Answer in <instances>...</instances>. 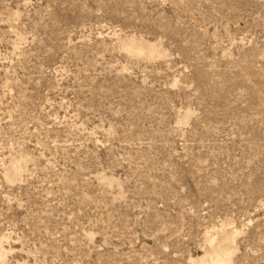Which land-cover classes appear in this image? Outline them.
<instances>
[{"label": "rangeland", "instance_id": "obj_1", "mask_svg": "<svg viewBox=\"0 0 264 264\" xmlns=\"http://www.w3.org/2000/svg\"><path fill=\"white\" fill-rule=\"evenodd\" d=\"M230 233L264 264V0H0V264H200Z\"/></svg>", "mask_w": 264, "mask_h": 264}, {"label": "bare ground", "instance_id": "obj_2", "mask_svg": "<svg viewBox=\"0 0 264 264\" xmlns=\"http://www.w3.org/2000/svg\"><path fill=\"white\" fill-rule=\"evenodd\" d=\"M123 46L126 47L128 52H131L137 56H142L148 54L153 56L157 53V49L154 45L142 42L134 38L125 39L123 41ZM20 163L18 161H13L7 168L6 175L10 180H15L18 177L20 171ZM234 229V228H233ZM234 232V231H232ZM233 234V233H232ZM214 237V235H213ZM217 237V236H215ZM234 236L230 234H225L218 238H211L208 247L203 252L204 255L199 259L200 264H232V255L234 250L232 249V242Z\"/></svg>", "mask_w": 264, "mask_h": 264}]
</instances>
